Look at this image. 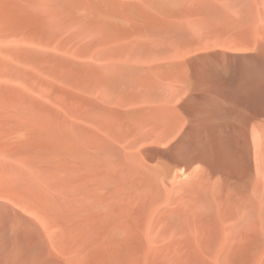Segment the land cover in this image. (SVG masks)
<instances>
[{"label":"bare ground","instance_id":"1","mask_svg":"<svg viewBox=\"0 0 264 264\" xmlns=\"http://www.w3.org/2000/svg\"><path fill=\"white\" fill-rule=\"evenodd\" d=\"M0 264H264V0H0Z\"/></svg>","mask_w":264,"mask_h":264}]
</instances>
